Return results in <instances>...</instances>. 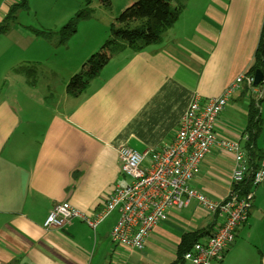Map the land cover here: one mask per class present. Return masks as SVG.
Instances as JSON below:
<instances>
[{"label": "crops", "instance_id": "crops-1", "mask_svg": "<svg viewBox=\"0 0 264 264\" xmlns=\"http://www.w3.org/2000/svg\"><path fill=\"white\" fill-rule=\"evenodd\" d=\"M17 1L0 0V264H171L182 236L201 235L197 242H205L221 219L194 201L171 211L141 250L110 241L117 211L94 230L79 220L61 229L45 230L43 223L61 202L89 216L98 211L123 179L118 150L170 142L194 96L218 97L236 82L214 131L241 140L256 91L264 94V86L236 81L251 76L264 0H208L199 17L185 20L186 0H176L181 14L156 42L94 53L100 67L76 97L66 88L89 55L71 52L57 37L33 35L21 23L24 9L6 23ZM260 104L262 131L254 147L262 159L251 161L250 141H240L254 164L264 160V96ZM232 165L230 155L212 149L191 187L213 201L226 198ZM219 264H264V182Z\"/></svg>", "mask_w": 264, "mask_h": 264}, {"label": "built area", "instance_id": "built-area-1", "mask_svg": "<svg viewBox=\"0 0 264 264\" xmlns=\"http://www.w3.org/2000/svg\"><path fill=\"white\" fill-rule=\"evenodd\" d=\"M253 86V76H240ZM236 82L218 97L194 96L180 119L173 139L160 148L137 151L130 147L118 150L121 161L120 180L102 207L91 216L80 212L67 202L54 205L49 211L43 228L61 229L73 220H79L94 230L113 211L118 219L109 233L112 244L141 250L151 232L159 223L168 220L171 211H180L192 201L221 219L217 231L205 242H196L184 253L187 264H219L224 250L235 238L236 229L249 215L254 190L264 182V160L252 163L240 141H249L244 133L240 141H231L214 131L217 117L228 104ZM261 89L256 91L255 106L263 98ZM212 149L232 157L230 172L232 187L250 182L246 193H230L220 201L208 199L191 187V179ZM125 179V180H124ZM127 179V181H126Z\"/></svg>", "mask_w": 264, "mask_h": 264}, {"label": "trees", "instance_id": "trees-1", "mask_svg": "<svg viewBox=\"0 0 264 264\" xmlns=\"http://www.w3.org/2000/svg\"><path fill=\"white\" fill-rule=\"evenodd\" d=\"M28 1L18 0L14 3L9 9L5 22L10 23L14 21L15 14L18 10H26L28 8ZM100 3L104 8H109L110 6L108 0H100ZM182 9V5L177 3L176 0H137L124 9L110 25L108 31L109 39L104 43L101 50H105L109 54H115L125 47L143 48L156 42L178 20ZM86 17H88V13L81 11L57 32L40 30L34 32V34L42 38L57 37L59 43L63 44L71 34L75 33L77 23ZM4 28L3 26L0 31ZM99 67L100 61L98 57L90 58L86 62V67L69 81L66 93L70 96H78L86 88L90 79L97 73ZM257 70L264 77V19L250 75L253 76ZM262 86H264V81L256 88ZM261 100L258 101L257 107L253 103L250 104L247 115L245 132L249 135L250 143L245 148L251 161L255 160V158H258V160L262 159L254 147V142L262 131V120L259 110ZM249 183V181H245L239 186H233L231 192L236 194L246 193L250 188ZM199 236L201 235L186 234L182 236L176 251V258L171 264H184V253L191 249L192 245L197 242Z\"/></svg>", "mask_w": 264, "mask_h": 264}, {"label": "rangeland", "instance_id": "rangeland-1", "mask_svg": "<svg viewBox=\"0 0 264 264\" xmlns=\"http://www.w3.org/2000/svg\"><path fill=\"white\" fill-rule=\"evenodd\" d=\"M108 1L109 8H104L100 0H29L28 8L22 11L24 16L21 23L30 24L32 26L30 32L33 35L35 30L40 29L57 32L79 12L88 13V17L77 23L75 33L67 38V45L71 52L85 50V56L93 58L94 53H97L109 39L110 25L124 9L137 0ZM184 2L186 8L182 20L199 17L200 10L208 0ZM63 45L65 46V43Z\"/></svg>", "mask_w": 264, "mask_h": 264}, {"label": "water", "instance_id": "water-1", "mask_svg": "<svg viewBox=\"0 0 264 264\" xmlns=\"http://www.w3.org/2000/svg\"><path fill=\"white\" fill-rule=\"evenodd\" d=\"M263 81H264L263 74L259 70L255 71L254 74H253V83H252V85L254 87H256Z\"/></svg>", "mask_w": 264, "mask_h": 264}]
</instances>
